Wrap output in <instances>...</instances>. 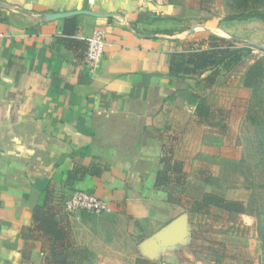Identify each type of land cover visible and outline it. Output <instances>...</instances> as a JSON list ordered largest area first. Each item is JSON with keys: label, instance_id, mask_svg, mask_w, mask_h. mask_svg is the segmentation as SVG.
<instances>
[{"label": "crops", "instance_id": "0c3cea01", "mask_svg": "<svg viewBox=\"0 0 264 264\" xmlns=\"http://www.w3.org/2000/svg\"><path fill=\"white\" fill-rule=\"evenodd\" d=\"M223 2L0 0V264H204L192 236L243 214L207 199L245 201L219 179L254 137L252 64L212 82L211 67L190 62L213 34L242 44L228 27L256 32L253 19L213 31L199 23ZM83 11L92 14L47 19ZM97 29L106 47L92 74L84 55ZM78 190L110 212H69ZM208 239L226 237L217 229Z\"/></svg>", "mask_w": 264, "mask_h": 264}, {"label": "rangeland", "instance_id": "374dc122", "mask_svg": "<svg viewBox=\"0 0 264 264\" xmlns=\"http://www.w3.org/2000/svg\"><path fill=\"white\" fill-rule=\"evenodd\" d=\"M238 7H242V9L239 10ZM244 7L243 0H224L221 8L218 7L215 12L217 14L215 16L223 18L243 10ZM253 20V24H258L256 30L258 35L255 34L256 32L248 34V29L244 27H228L231 29V33L239 35L238 40L242 43L241 46L246 45L251 48L246 57L247 62L251 64L264 57V49L251 44V42L260 44V41H264V21ZM199 23H204V27L210 28L212 31L217 29L219 24L209 23L206 20ZM248 35L255 37L254 40H250ZM260 119H264V116L261 115ZM250 125L253 127L254 137L252 132L248 136L251 137L252 135V139H246L247 156H244L241 164H238L233 170L227 171L225 175L222 174L223 176L219 179L222 188L226 187L228 183L234 182L246 192L244 195L245 201L243 202L246 212L242 214L243 216L236 214L233 218H225V222H219L223 225L218 228L202 224L200 231L192 236V247L196 251L197 259L204 264L209 262L215 264H264V139L260 137V131L264 130V126ZM256 138L258 144H256ZM212 215L213 217L218 216L216 213L214 215L213 212ZM232 228H237L233 232L239 235L238 243H231L230 238L227 237L230 235ZM217 229H220V232L224 234L225 241L208 239L210 233Z\"/></svg>", "mask_w": 264, "mask_h": 264}, {"label": "trees", "instance_id": "16d2710c", "mask_svg": "<svg viewBox=\"0 0 264 264\" xmlns=\"http://www.w3.org/2000/svg\"><path fill=\"white\" fill-rule=\"evenodd\" d=\"M243 5L245 6L244 9L235 14L219 18L211 12H208L209 14L204 18L206 21L209 23L212 22L213 24L228 21H246L250 19L264 21V0H243ZM238 9L240 10L242 7H238ZM209 39L210 49L194 54L190 62L194 65L195 71H202L211 67L214 70L213 75L209 78L212 82L215 81L216 77L220 74V70L230 71L241 64L251 50V48L246 45L241 46L235 41L219 38L215 35H211ZM244 83L247 88L252 90V98L247 116L248 121L256 127H263L264 119L261 120L260 118L261 115L264 116V57L258 59L249 67ZM262 131H260V137L264 139V132ZM256 140L258 144V139L256 138ZM171 168L172 166L168 164V168L166 169L167 172L171 170ZM175 170L180 173L181 177L182 172L178 165L175 167ZM166 182H168L166 172H160L158 183L164 184ZM207 200L208 202H215L229 212H246L244 203L215 199L210 200L209 197ZM46 229L53 233L54 225L48 222ZM136 264L155 263L148 259L139 258Z\"/></svg>", "mask_w": 264, "mask_h": 264}, {"label": "built area", "instance_id": "2783aa9c", "mask_svg": "<svg viewBox=\"0 0 264 264\" xmlns=\"http://www.w3.org/2000/svg\"><path fill=\"white\" fill-rule=\"evenodd\" d=\"M106 31L97 29L87 40L84 63L90 73L96 74L101 66L102 58L106 47ZM69 212H86L92 215L101 216L110 212L111 207L95 194L86 191H76L66 204Z\"/></svg>", "mask_w": 264, "mask_h": 264}, {"label": "water", "instance_id": "95a60500", "mask_svg": "<svg viewBox=\"0 0 264 264\" xmlns=\"http://www.w3.org/2000/svg\"><path fill=\"white\" fill-rule=\"evenodd\" d=\"M78 14H92V13L83 11V12H74V13H66V14H54V15L47 16V19L53 20V19H59V18H64V17H68V16H72V15H78ZM251 44L255 45V46H259L260 48L264 49V46L261 44H257L255 42H251Z\"/></svg>", "mask_w": 264, "mask_h": 264}]
</instances>
